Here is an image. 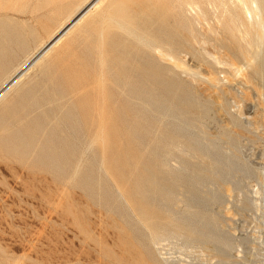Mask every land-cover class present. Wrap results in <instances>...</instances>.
Listing matches in <instances>:
<instances>
[{
  "label": "rangeland",
  "instance_id": "rangeland-1",
  "mask_svg": "<svg viewBox=\"0 0 264 264\" xmlns=\"http://www.w3.org/2000/svg\"><path fill=\"white\" fill-rule=\"evenodd\" d=\"M84 1L0 0V80ZM98 1L0 98V264H264L250 15L229 0Z\"/></svg>",
  "mask_w": 264,
  "mask_h": 264
},
{
  "label": "bare ground",
  "instance_id": "bare-ground-1",
  "mask_svg": "<svg viewBox=\"0 0 264 264\" xmlns=\"http://www.w3.org/2000/svg\"><path fill=\"white\" fill-rule=\"evenodd\" d=\"M97 1L98 0H86V1H84L81 5H79V8L75 11V13L71 16V17H69V18H67V20H66V22L63 24V25H61L60 27H59V29L58 30H56V31H54L52 34H50L49 35V37L47 38V40H45L44 42H41L40 44H39V46H37L31 53H28V55L27 56H25V58L18 64V65H16L7 75H5V77L2 79V80H0V98H2L3 97V95L16 83V81L17 80H19V78H21V76L22 75H24V73H25V71L27 70V69H29V67L30 66H32L34 63H35V61L39 58V57H41L43 54H45L48 50H50L53 46H55V44H57V42L59 41V40H61V37L64 35V34H66V32H67V30L73 25V24H77V21L83 16V14L87 11V10H89L93 5H94V7H96L95 5H96V3H97ZM100 1V0H99ZM98 1V2H99ZM144 1V0H143ZM229 1H231L234 5H235V7H237V8H239L240 9V12L241 13H246V14H249L250 15V24L253 26V24L256 26V29L258 30V34L256 35V38H257V40H258V42H262V39L264 38V6H262V5H260L259 4V2L257 1V0H229ZM101 2V1H100ZM113 2H115V1H113ZM128 2V1H127ZM159 2V1H158ZM175 2V1H174ZM206 2V1H205ZM119 3V2H118ZM153 3V2H152ZM178 3V2H177ZM176 3V4H177ZM180 3V2H179ZM207 3H208V0H207ZM225 3V2H224ZM136 4V3H135ZM146 4H148L147 2H146ZM150 4V3H149ZM212 4V3H211ZM214 4V3H213ZM229 4V3H228ZM99 5V4H98ZM177 5H179V4H177ZM185 5V4H184ZM220 5V4H219ZM137 6H138V4H137ZM149 6V5H148ZM160 6V5H159ZM194 6V5H193ZM204 6H205V4H204ZM210 6V5H209ZM221 6V5H220ZM230 6H232V4H230ZM125 7V6H124ZM146 7V6H145ZM175 7H177V6H175ZM180 7V6H179ZM182 7V6H181ZM184 7V6H183ZM186 7H187V5H186ZM207 7V6H206ZM213 7H214V5H213ZM235 7H231V9L232 8H235ZM115 8V7H114ZM122 8V7H121ZM141 8V7H140ZM143 8V7H142ZM141 8V9H142ZM151 8V7H150ZM154 8V7H153ZM217 8V7H216ZM226 8V7H225ZM116 9V8H115ZM118 9H120V8H118ZM190 9V8H189ZM213 10L215 9V8H212ZM221 10H222V7L220 8ZM91 10V9H90ZM110 10V9H109ZM122 10V9H121ZM125 11H126V9H124ZM150 10H152V9H150ZM180 11H181V9H179ZM198 10V9H197ZM212 10V11H213ZM217 10V9H216ZM224 10H226V9H224ZM234 10V9H233ZM112 11V10H111ZM128 11V10H127ZM145 11V10H144ZM179 11V12H180ZM223 11V10H222ZM221 11V12H222ZM227 11V10H226ZM225 11V12H226ZM232 11V10H231ZM113 12V11H112ZM133 12V11H132ZM134 12H136V11H134ZM152 12H154L153 10H152ZM208 12V11H207ZM216 11L214 10V13H215ZM224 12V13H225ZM234 12V11H233ZM124 13V12H123ZM130 13V12H129ZM199 13H201L200 11H199ZM235 13V12H234ZM86 14V13H85ZM100 14V13H99ZM114 14V13H113ZM137 14V13H136ZM217 14V13H216ZM227 14H230V13H228L227 12ZM236 15H237V13H235ZM243 14V15H244ZM117 15H119V14H117ZM128 15V14H127ZM132 15V14H131ZM204 15V14H203ZM208 15V14H207ZM206 15V16H207ZM226 15V14H225ZM223 13H222V17L223 16H225ZM240 15V14H239ZM120 16V15H119ZM209 16H211L210 14H209ZM214 16H215V14H214ZM229 16L230 15H227V17L229 18ZM246 16V15H245ZM103 17H104V15H103ZM124 17H126V15L124 16ZM130 17V16H129ZM194 17H197L196 15L195 16H193V19H195ZM208 17V16H207ZM212 17H213V15H212ZM221 17V18H222ZM236 17V16H235ZM234 16H233V18H235ZM142 18V17H141ZM149 18H150V16H149ZM210 18V17H209ZM208 18V19H209ZM214 18V17H213ZM225 18V17H224ZM231 18V17H230ZM229 18V19H230ZM248 18V17H247ZM104 19V18H103ZM108 19V18H107ZM114 19V18H113ZM136 19V18H135ZM148 19V18H147ZM155 19H157V18H155ZM211 19L212 18H210V21H211ZM216 19V18H215ZM226 19V18H225ZM236 19H239V18H236ZM158 20H161V19H158ZM163 20V19H162ZM195 20H197V18L195 19ZM198 20H199V18H198ZM201 20V19H200ZM207 20V19H206ZM217 20H219L218 18H217ZM221 20V19H220ZM223 20V19H222ZM222 20H221V22H222ZM102 21V20H101ZM123 21H125V20H123ZM122 21V22H123ZM144 22H145V20H143ZM194 20H192V22H193ZM207 21H209V20H207ZM206 21V22H207ZM228 21V20H227ZM233 21V20H232ZM248 21V22H249ZM107 22H109V20L107 21ZM112 22V21H111ZM113 22H114V20H113ZM196 22V21H195ZM200 22V21H199ZM202 22H203V20H202ZM213 22V21H212ZM216 22V21H215ZM231 21H229V23H230ZM238 22V21H237ZM129 23V22H128ZM203 23H205V22H203ZM223 23V22H222ZM241 23V22H240ZM116 24H118V23H116ZM127 24V23H126ZM196 25H198L197 23H195ZM227 24V23H226ZM234 24V23H233ZM147 25V24H146ZM160 25V24H159ZM162 25V24H161ZM211 25V24H210ZM219 25H220V23H219ZM224 25V24H223ZM230 25H232L231 23H230ZM240 25V24H239ZM137 26V25H136ZM135 25L133 26V28L134 27H136ZM140 26V25H139ZM153 26V25H152ZM156 26V25H155ZM213 26V25H212ZM220 26H222V25H220ZM234 25H232V27H233ZM235 26H236V23H235ZM121 27H123V26H121ZM138 27V26H137ZM216 26H214V28H215ZM219 27V26H218ZM226 27H228L227 25H226ZM239 27H241V25L239 26ZM88 28H89V26H88ZM100 28H101V26H100ZM103 28V27H102ZM101 28V29H102ZM130 28H131V26H130ZM151 28V27H150ZM209 28V27H208ZM223 28V27H222ZM225 28V27H224ZM238 28V27H237ZM119 29H122V30H124V28H119ZM132 29V28H131ZM137 29L138 28H136L135 30H136V32H137ZM143 29H144V27H143ZM146 29V28H145ZM168 29V28H167ZM108 30V29H107ZM109 30H110V28H109ZM148 30V29H147ZM151 30H153V29H151ZM161 30H162V28H161ZM204 30H206V29H204ZM225 30V29H224ZM223 30V32H225V31H227V30H225L224 31ZM235 30V29H234ZM132 31H133V29H132ZM163 31H165V30H163ZM167 31V30H166ZM171 31V30H170ZM174 31H176V30H174ZM229 31V30H228ZM240 31H242V30H240ZM250 31V30H249ZM109 32V31H108ZM116 32H118V30H116ZM120 32V31H119ZM128 32V31H127ZM139 32V31H138ZM152 32V31H151ZM150 32V33H151ZM168 32V31H167ZM208 31H206V33H207ZM67 33H69V32H67ZM129 33V32H128ZM139 33H141V32H139ZM149 33V32H148ZM148 33H145V34H148ZM153 33V32H152ZM173 33V32H172ZM222 33V32H221ZM226 33V32H225ZM102 34V33H101ZM104 34V33H103ZM102 34V35H103ZM109 34V33H108ZM124 34V33H123ZM159 34V33H158ZM205 34V33H204ZM210 34V33H209ZM228 34V33H227ZM232 34V33H231ZM238 34H241V33H238ZM67 35V34H66ZM101 35V36H102ZM107 35V34H106ZM121 35H122V33H121ZM120 35V36H121ZM126 35V34H125ZM153 35V34H152ZM164 35V34H163ZM175 35V34H174ZM211 35V34H210ZM214 35V34H213ZM213 35H211V36H213ZM223 35V34H222ZM132 36V35H131ZM145 37H146V39H147V37H148V35H144ZM150 36V35H149ZM154 36V35H153ZM194 36V35H193ZM205 36V35H204ZM224 36V35H223ZM231 36V35H230ZM232 36H234V35H232ZM252 36V35H251ZM65 37V36H64ZM99 37V36H98ZM106 36H104V38H105ZM117 37V36H116ZM115 37V38H116ZM133 37H135V36H133ZM161 37V36H160ZM159 37V38H160ZM164 37V36H163ZM170 37H171V35H170ZM177 37V36H176ZM179 37V36H178ZM196 37H198V36H196ZM201 37V36H200ZM228 37H229V34H228ZM235 37V36H234ZM234 37H232L231 39H233ZM237 37V36H236ZM103 38V37H102ZM114 38V39H115ZM136 38V37H135ZM165 38V37H164ZM169 38V37H168ZM167 38V39H168ZM204 38V37H203ZM216 38V37H215ZM214 38V39H215ZM224 38H225V36H224ZM224 38H223V41H224ZM128 39V38H127ZM143 39V38H142ZM142 39L140 40V41H142ZM149 39V38H148ZM162 39V38H161ZM166 39V38H165ZM172 39V38H171ZM180 40H181V38H179ZM184 39V38H183ZM199 39V37L197 38V40ZM213 39V40H214ZM220 39V38H219ZM226 39V38H225ZM230 39V38H229ZM237 39V38H236ZM241 39V38H240ZM103 40V39H102ZM129 41H130V39H128ZM136 40H138V39H136ZM159 40V39H158ZM174 40V39H173ZM178 40V39H177ZM176 40V41H177ZM179 40V41H180ZM206 40V39H205ZM251 40V39H250ZM99 41V40H98ZM125 41H127V40H125ZM145 41V40H144ZM143 41V42H144ZM149 41H151L152 42V40L150 39ZM160 41V40H159ZM188 41V40H187ZM201 40H199V42H200ZM210 41V40H209ZM225 41H227V40H225ZM230 41V40H229ZM60 42V41H59ZM58 42V43H59ZM173 42V41H172ZM184 42H186V41H184ZM190 42V41H189ZM203 42V41H202ZM202 42H201V44H202ZM205 42H207V40L205 41ZM214 42V41H213ZM217 42V40H215V43ZM228 42V41H227ZM235 42V40L233 41V43ZM243 42V41H242ZM245 42V41H244ZM243 42V43H244ZM129 43V42H128ZM137 43V42H136ZM142 43V42H141ZM140 43V44H141ZM148 43V42H147ZM165 43H166V41H165ZM181 43V42H180ZM193 43H195V42H193ZM204 43V42H203ZM212 43V42H211ZM220 43V45H221V42H219ZM229 43H231V42H229ZM239 43V41L237 42V44ZM139 44V43H138ZM144 44V43H143ZM151 44V43H150ZM162 44H164V43H161L160 45H162ZM171 44V43H170ZM173 44V43H172ZM171 44V45H172ZM183 44V43H182ZM205 44V43H204ZM207 44V43H206ZM232 44V43H231ZM236 44V43H235ZM234 44V45H235ZM245 44V43H244ZM258 44V43H257ZM122 45V44H121ZM134 44H132V46H133ZM148 45V44H147ZM146 45V46H147ZM152 45V44H151ZM155 45V44H154ZM157 45H158V43H157ZM171 45H170V47H171ZM215 45V44H214ZM229 45V44H228ZM233 45V44H232ZM240 45V44H239ZM249 45V44H248ZM258 45H260V44H258ZM124 46H125V44H124ZM142 46V45H141ZM140 46V47H141ZM153 46V45H152ZM163 46V45H162ZM180 46V45H179ZM184 46V45H183ZM217 46V45H216ZM221 46H223V45H221ZM252 46H254V45H252ZM126 47H128V46H126ZM126 47H124V49H126ZM137 47V46H136ZM149 47V45L147 46V48ZM161 47V46H160ZM165 47V46H164ZM169 47V48H170ZM176 47V46H175ZM186 47V46H185ZM214 47V46H213ZM230 47V46H229ZM236 47V46H235ZM243 47V46H242ZM248 47V46H247ZM261 47V46H260ZM135 48V47H134ZM142 48V47H141ZM146 48V47H145ZM152 48V47H151ZM150 48V49H151ZM173 48V47H172ZM179 48V47H178ZM217 48V47H216ZM232 48V47H231ZM255 48V47H254ZM257 48V47H256ZM256 48H255V50H256ZM53 49V48H52ZM100 49V48H99ZM140 49V48H139ZM142 49H144V48H142ZM158 49V48H157ZM177 49V48H176ZM186 49V48H185ZM187 49H188V47H187ZM226 49H227V47H226ZM235 49V48H234ZM54 50V49H53ZM102 50V49H101ZM179 50V49H178ZM188 50H190V49H188ZM251 50H252V48H251ZM258 50V49H257ZM99 51V50H98ZM134 51V50H133ZM137 51H138V49H137ZM144 51H145V49H144ZM153 51V50H152ZM158 51V50H157ZM172 51V50H171ZM182 51V50H181ZM184 51V50H183ZM182 51V52H183ZM217 51V50H216ZM220 51H223V50H220ZM53 52V51H52ZM52 52H51V55H52ZM146 52V51H145ZM149 52H151V51H149ZM149 52H148V54H149ZM186 51H184V53H185ZM188 52V51H187ZM213 52H215V51H213ZM219 52V51H218ZM55 53V52H54ZM102 53V52H101ZM136 53V52H135ZM153 53V52H152ZM171 53H173V52H171ZM216 53V52H215ZM99 54V53H98ZM179 54V53H178ZM186 54V53H185ZM46 55V54H45ZM137 55V54H136ZM161 55V54H160ZM176 55V53L174 54V56ZM213 55V54H212ZM256 55L258 56V53H256ZM2 56V55H1ZM49 56V55H48ZM101 56V55H100ZM100 56H98V58L100 57ZM151 56H152V54H151ZM177 56V55H176ZM253 56V55H252ZM52 57H53V55H52ZM138 57H139V55H138ZM142 57V56H141ZM223 57V56H222ZM255 57V56H254ZM253 57V58H254ZM258 57H260V56H258ZM258 57L257 58H255L256 60L258 59ZM158 58V57H157ZM163 58V57H162ZM174 58V57H173ZM224 58V57H223ZM226 58V57H225ZM250 58H251V56H250ZM40 59V58H39ZM42 59H44V58H42ZM153 59V58H152ZM45 60V59H44ZM48 60V59H47ZM143 60H145V59H143ZM155 60V59H154ZM172 60V59H171ZM175 60V59H174ZM39 61V60H38ZM98 61V60H97ZM228 61V60H227ZM258 61V60H257ZM262 61V60H261ZM3 62H4V60H3ZM160 62V61H159ZM163 62V61H162ZM226 62V61H225ZM255 62V61H254ZM260 62V61H259ZM96 63V62H95ZM167 63V62H166ZM247 63V62H246ZM263 63V62H262ZM231 64V63H230ZM172 65V64H171ZM248 65V64H247ZM257 65V64H256ZM148 66H149V64H148ZM173 66V65H172ZM229 66H231V65H229ZM250 66V65H249ZM261 66V65H260ZM232 67V66H231ZM236 67V66H235ZM246 67V65L244 66V68ZM263 67V66H262ZM31 69V68H30ZM157 69V68H156ZM242 69V67L241 68H239V70H241ZM112 70V69H111ZM155 70V69H154ZM236 70V69H235ZM30 71V70H29ZM172 71V70H171ZM234 71V70H233ZM124 72H126L125 70H124ZM164 72V71H163ZM173 72V71H172ZM262 72V71H261ZM165 73V72H164ZM170 73V72H169ZM168 73V74H169ZM242 73V72H241ZM124 74V73H123ZM173 74V73H172ZM250 74V73H249ZM174 75H176V74H174ZM96 76V75H95ZM236 77V76H235ZM96 79V78H95ZM226 79V78H225ZM224 79V80H225ZM235 79V78H234ZM21 80V79H20ZM212 80V79H211ZM231 80V79H230ZM94 82H95V80H93ZM125 81V80H124ZM129 81V80H128ZM228 81H229V79H228ZM31 82V81H30ZM122 82H123V79H122ZM213 82H215V81H213ZM124 83V82H123ZM126 83V82H125ZM29 84V83H28ZM97 84H98V82H97ZM213 84V83H212ZM16 85H18V84H16ZM26 85H27V83H26ZM90 85H91V83H90ZM89 85V86H90ZM220 85V84H219ZM134 86V85H133ZM214 86V85H213ZM213 86H212V88H213ZM91 87V86H90ZM96 87V86H95ZM217 87V86H216ZM88 88V87H87ZM104 88V87H103ZM128 88H129V86H128ZM101 90V89H100ZM134 90V89H133ZM98 92V91H97ZM135 92V91H134ZM161 92V91H160ZM102 93V92H101ZM13 94V93H12ZM7 95V94H6ZM97 95H98V93H97ZM93 96V95H92ZM3 99V98H2ZM100 99V98H99ZM96 102V101H95ZM99 102V101H98ZM95 105V104H94ZM97 105V104H96ZM0 106H2V105H0ZM100 107V106H99ZM103 110V109H102ZM105 110V109H104ZM95 111V110H94ZM94 113H96V112H94ZM98 113V112H97ZM104 114V113H103ZM96 115V114H95ZM103 118H104V116H103ZM108 119V118H107ZM108 121V120H107ZM104 122V121H103ZM105 123V122H104ZM104 125V124H103ZM102 127H104V126H102ZM105 129V128H104ZM103 129V130H104ZM87 138V137H86ZM91 138V137H90ZM91 143V142H90ZM93 143V142H92ZM89 145H91V144H89ZM89 147V146H88ZM85 151V150H84ZM87 151V150H86Z\"/></svg>",
  "mask_w": 264,
  "mask_h": 264
}]
</instances>
